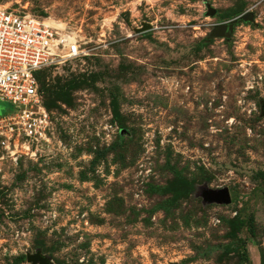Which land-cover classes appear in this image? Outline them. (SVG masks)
<instances>
[{"label": "rangeland", "instance_id": "374dc122", "mask_svg": "<svg viewBox=\"0 0 264 264\" xmlns=\"http://www.w3.org/2000/svg\"><path fill=\"white\" fill-rule=\"evenodd\" d=\"M0 5L93 52L43 71L82 82L51 109L57 140L0 163V264H264V0Z\"/></svg>", "mask_w": 264, "mask_h": 264}, {"label": "built area", "instance_id": "2783aa9c", "mask_svg": "<svg viewBox=\"0 0 264 264\" xmlns=\"http://www.w3.org/2000/svg\"><path fill=\"white\" fill-rule=\"evenodd\" d=\"M81 33L49 17L0 5V163L18 164L57 140L36 73L92 54Z\"/></svg>", "mask_w": 264, "mask_h": 264}, {"label": "trees", "instance_id": "16d2710c", "mask_svg": "<svg viewBox=\"0 0 264 264\" xmlns=\"http://www.w3.org/2000/svg\"><path fill=\"white\" fill-rule=\"evenodd\" d=\"M44 70L37 72L36 77L40 85V90L43 92V95H44V103L46 107L49 109V111L53 113L51 109L58 108L59 103H64L66 105H72L73 99H74L73 93L75 90H77L82 85V82L80 81V79L76 77V78H73L65 82H62L60 79H58L55 82H48V79L43 76ZM5 104H6L5 106L0 105V114H4L12 110L10 104L8 103H5ZM113 111H114L115 118H119L120 114H119L117 103L115 101H114ZM253 228L254 226L253 224H251L250 229L252 232H253ZM25 259H26L25 256H20L15 260L14 263L18 264L19 262H22Z\"/></svg>", "mask_w": 264, "mask_h": 264}, {"label": "water", "instance_id": "95a60500", "mask_svg": "<svg viewBox=\"0 0 264 264\" xmlns=\"http://www.w3.org/2000/svg\"><path fill=\"white\" fill-rule=\"evenodd\" d=\"M253 20L254 21V14L251 12H246L244 14H242L240 17L233 19L232 21H230L229 23H225V24H221L219 26H217L216 28V35L217 36H227L229 34H231L234 30V26L235 24H237L239 22V20ZM211 199L214 201H218L220 203H230L231 202V194L229 192V190L227 189H222L219 190L218 192H214L211 195ZM28 261L31 262H43V258L42 256L37 253V254H28L27 256ZM176 264V263H175Z\"/></svg>", "mask_w": 264, "mask_h": 264}]
</instances>
